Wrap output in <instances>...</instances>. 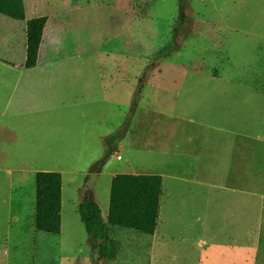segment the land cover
Listing matches in <instances>:
<instances>
[{
	"label": "rangeland",
	"instance_id": "rangeland-1",
	"mask_svg": "<svg viewBox=\"0 0 264 264\" xmlns=\"http://www.w3.org/2000/svg\"><path fill=\"white\" fill-rule=\"evenodd\" d=\"M76 2L80 11L66 16L58 40L50 14L45 56L52 51L39 58L38 71L47 74L35 80L40 89L32 97L17 90L0 105L7 125L0 130V264H242L246 197L239 206L201 208L196 160L187 159L186 173L173 179L166 159L136 145L159 137L174 115L197 114L220 126L238 106L264 121V0H187L183 15L178 0ZM25 57L17 49L7 60L20 70ZM216 72L220 81L207 77ZM38 172L63 176L60 235L36 229ZM159 173L155 234L114 225L121 253L101 260L80 203L96 201L114 224L113 178ZM255 225L263 235L264 223ZM251 241L259 249L251 264H264V239Z\"/></svg>",
	"mask_w": 264,
	"mask_h": 264
},
{
	"label": "crops",
	"instance_id": "crops-1",
	"mask_svg": "<svg viewBox=\"0 0 264 264\" xmlns=\"http://www.w3.org/2000/svg\"><path fill=\"white\" fill-rule=\"evenodd\" d=\"M24 4L25 21H16L0 15L4 17L0 18V105L11 102L17 90H27L32 97L33 93L40 89V84L35 80L41 75H47L38 71L39 61L35 69H25L27 22L48 17L49 21L39 54V58L41 54L47 58L52 51L45 56L48 31L52 25L50 14L56 16L54 26L58 40L69 25L70 19L66 16L80 11L76 0H32L30 4L24 0ZM43 12H46V15H40ZM29 13L33 17L29 18ZM5 18L8 20H4ZM17 49L23 50L26 55L20 70H16L7 60L10 52H15ZM207 77L220 81L221 74L220 72L211 73ZM208 92L216 94V89H209ZM220 94L223 95V92ZM196 115L171 116L166 125L159 126V137L152 138L151 142L144 137L137 142V151L147 149L152 155L157 154L166 159L168 165L166 166L171 171L168 175L173 179H178L179 175L186 173L184 169H186L187 159L196 160L194 173L199 177L194 185L199 186L201 190V208L209 206L222 208L230 204L239 206V196H245L246 200L243 204H246L247 208L249 234L246 248H243L245 251L242 264H251L259 257V249L253 248L254 242L251 240L264 239V234H261L263 230H258L255 225L264 223V121L257 119L256 111L239 110L238 106L232 115L224 118L220 126L213 124L210 119L196 117ZM6 129L7 125L0 123V130ZM131 132V129L126 131V139ZM145 142L149 143L146 148L143 147ZM120 149L124 151L126 148ZM2 151L0 147V159L5 158ZM159 174L163 176L161 177L164 184L165 175Z\"/></svg>",
	"mask_w": 264,
	"mask_h": 264
},
{
	"label": "trees",
	"instance_id": "trees-1",
	"mask_svg": "<svg viewBox=\"0 0 264 264\" xmlns=\"http://www.w3.org/2000/svg\"><path fill=\"white\" fill-rule=\"evenodd\" d=\"M181 15L187 0H178ZM0 15L16 21L26 20L24 0H0ZM48 17L27 22V59L25 69L38 65ZM165 50L159 53L164 55ZM134 111L128 119L131 122ZM127 131V130H126ZM117 139V135L113 137ZM99 163L95 169H99ZM161 176L116 175L113 178L111 212L113 222L105 220L101 206L85 199L78 211L90 241L97 247L101 260L117 261L122 243L117 240L114 225L131 228L146 235H154L160 207ZM36 229L39 232L60 235L62 232L63 176L57 172H39L36 175ZM96 243V245H95ZM98 243V244H97Z\"/></svg>",
	"mask_w": 264,
	"mask_h": 264
},
{
	"label": "built area",
	"instance_id": "built-area-1",
	"mask_svg": "<svg viewBox=\"0 0 264 264\" xmlns=\"http://www.w3.org/2000/svg\"><path fill=\"white\" fill-rule=\"evenodd\" d=\"M117 160L122 161V156H118Z\"/></svg>",
	"mask_w": 264,
	"mask_h": 264
}]
</instances>
